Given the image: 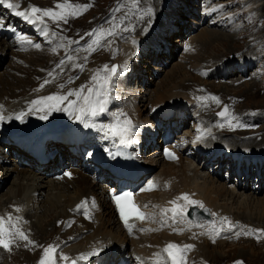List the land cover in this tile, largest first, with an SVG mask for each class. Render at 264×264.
Segmentation results:
<instances>
[{"label":"rangeland","instance_id":"374dc122","mask_svg":"<svg viewBox=\"0 0 264 264\" xmlns=\"http://www.w3.org/2000/svg\"><path fill=\"white\" fill-rule=\"evenodd\" d=\"M1 4L2 3H0V18L12 21L16 19L15 21L8 23V25L14 26L10 29L17 28L18 30L16 31H19V29L22 28L20 30L24 29V31L27 32L36 28L32 26L31 23L26 22L22 17L14 16L13 12L8 11L3 4ZM78 4H86L89 5V7L83 9L86 11V15L83 16L81 22L78 21L76 25L72 24L73 22L68 23L67 29L64 30L65 33L60 34V37H62V34L66 35L67 33L69 35L68 37L78 40H76L78 43L70 44V49L67 52L68 55H71L75 59L74 61L67 60L64 64L63 70L65 68H71L73 63L79 59L80 53L87 58L94 57L96 64L102 68L104 65H108L109 68L112 65L121 66L120 74L116 77L118 79L114 82V90L112 93H115V95L111 94L112 98L119 97V99L112 101V108L111 104L107 105L108 111L110 112L108 113L109 115L104 112L98 117H94L89 120L88 123L90 126L95 124L94 120H99V122H102L103 124H105V121L108 124L111 122V119H109L110 117H115L120 114L122 115L121 118H123L124 110H121V108L126 106L125 102L128 104L129 100L125 99L128 97L131 100V103L134 104V108H130L131 114H134L135 121L142 126L141 131L144 139L138 140V145L139 143L145 145L146 141L150 139L149 137H152V135H155L158 131L161 132V130L153 126V118H155L157 112H159V109L161 108L154 109L153 107L159 106L165 102L166 108L170 109V112H175V105L173 104H178L179 102L182 104L189 103V105H193L196 111L198 109L204 111V115L201 116L198 115V113L196 114V111H190V109L186 106V109L184 108V110L186 111L185 114L187 116L185 115L184 120H180L176 124V127L183 124L181 130V143L187 146L190 144V141L189 143L187 142V138H189L190 135H196L198 129L197 125L199 123L203 125L202 128L204 129L200 130H210V133H219L221 125L225 126V124L228 123V119L231 118L232 113H235L237 119L242 121L246 126L242 127L239 132H226L227 135H225V137L233 138L237 136L240 138L238 140H248L247 136L252 135L254 132H264V129H262L264 128V0H142L138 9L135 11H133L134 5L131 3V0H80L78 1ZM117 7L120 8L119 11H115ZM4 8L6 9L5 11L3 10ZM148 8L152 9L151 14H146ZM212 9H216V11H211ZM125 14H127L128 18L124 20L122 27H126L128 30L123 31L120 36L116 37L119 38V43H116V46H114L115 43L112 44L104 41L101 46H93L96 47L95 51L90 52L87 50V44L91 42V38L86 36V33H89L92 29L99 27H103L105 29L112 27L114 17L115 23L120 24V18L125 16ZM139 16H143V19H138ZM47 18L48 17H44L43 20ZM87 18L88 20H86ZM217 18L218 22L216 23ZM91 19H95V21H92ZM93 23H95V25H93ZM88 24L90 26H88ZM13 31L11 32V30L5 29L3 33L6 37L0 36V44L3 46L11 44L9 47H3L4 49H1L4 51L0 50L1 82L4 81L5 78H12L16 74L14 71H16L18 65L26 64L28 62L27 57L20 54L23 52L18 51L16 43L10 41L12 38L7 37L8 33L6 32L15 34ZM24 36L26 38L33 37V41L37 39V37H35V35L33 36V34L32 36H28L26 34ZM81 37H83V39H81ZM65 55L62 56L61 59H65ZM125 62L127 63L126 69L122 66ZM244 62H246V64H243ZM226 64L227 68L225 69L223 67L226 66ZM206 66H212L213 68L210 70V73H205L204 75L200 72V70ZM53 69L57 70L56 64ZM75 74L76 71H73L70 76H74ZM104 75L105 71L102 75H99V77H103ZM209 82L213 84L211 85ZM91 85L94 86V83ZM191 86H195L196 95L192 96L194 98L187 96V93H191ZM184 88H189V92L181 90ZM213 90L218 92L220 96H215ZM186 97H189L190 99L186 100ZM201 97L205 99H200ZM212 97H216L219 102L217 103L216 100L212 99ZM174 99H177V101ZM124 100L125 102H123ZM197 103L200 104L197 106ZM224 103L230 106V111L226 113L227 119L222 117L220 118L215 114V112ZM188 111L190 112L188 113ZM14 117L15 116L6 117V119H4L7 123V128L12 127L13 121L14 123L16 122V118ZM60 118L61 119H57L59 122L72 121V118L67 115H62ZM99 118L104 119V121ZM205 119H207L208 124L204 123L203 120ZM195 121L196 123L193 125ZM67 126L68 125H64V128ZM79 126L80 130H85L87 128L81 122L79 123ZM64 128L51 130L50 134L44 137L45 148L46 145H51L49 149L56 144L60 145H58L59 148H56L57 146L52 148V155L46 153L47 156L44 157L49 159L48 163L38 160L37 165L40 168L50 165L46 177L52 179H54L53 175L56 174V170L53 171V169L61 166L64 168L62 172L64 174L65 171H71L76 174L82 173L83 176H86L83 179H88V181H86L87 183L91 182V185H94L97 191H101L96 197L100 205V209L96 211V215L102 216L103 214L102 220L108 221V216L106 215L107 204L105 203V205H103L101 200L103 197L104 199L107 197V189H109L110 184H106V180L101 176V174L96 175L95 169L89 173L82 168L83 166L88 167L91 164V161H83L81 156L76 154L75 147H71L73 141L66 142V140L70 138L65 137L64 135L67 133L66 131L70 129V126L66 129ZM175 129L176 128L173 126L171 132L175 131ZM39 130L41 129H33L28 132L32 131L37 133ZM5 131H7L6 134L22 133L19 130L14 132L7 129L3 132ZM222 134L224 133L222 132ZM98 135V133H94L92 136L96 139ZM244 136L245 138H242ZM110 137L111 136H108V138ZM158 137L159 135H157L154 140H151L153 139L151 138L148 141L149 146L144 152V159H142L145 166L149 165L148 168H150V166L153 167V175L148 176L147 181L150 178L154 179L160 170L162 171L165 167H167V164L162 159L158 149L152 150L154 142L156 143V140H158V142L160 141V138ZM4 138L6 139V142L4 140L1 141L0 139V148L3 149H0V151H2L5 156L4 161H2L0 157V205H2L1 207H4L0 210V214H2L5 219L6 228L11 230L14 224L15 227L24 232L26 229V226L24 225L25 223L28 224L31 222V219H34L35 221L36 219H41L40 221L50 219L51 221L52 217L55 216L54 218H56L58 213L63 211L70 200L67 201V199L63 198L64 193L61 192V195H59L60 199L55 203L54 208H46V210L44 204L46 202V197L49 194L48 188H44L40 191L38 197L36 193L35 198H33V194L31 193L32 191H28L26 197H32L35 201L34 202L30 199V207L32 206V203H37L39 206L38 210L36 209L37 211H35V208H31L30 214H27L28 216L26 215V217L31 218H29L30 220L28 218L25 220L22 215V213L26 211V207L23 204L24 202H19L18 200L10 198L14 194L13 191L17 188L16 186H18V181L20 176H22L19 172L24 170V163L27 160L24 157H21V155L16 154V152L13 153V147H16V145H13L7 140V135ZM221 141H210L208 144L213 145V147L218 145H222L221 147H224L225 142L223 141V143H220ZM253 144L254 143L252 142L249 145L256 148V145ZM103 145L104 144H102L101 147H103ZM244 147L245 146L239 149L247 151ZM262 147L264 149V144L256 149H260ZM70 148L73 149L70 150ZM181 148H183V146ZM56 151L59 154L58 157L57 154L55 155ZM154 155H156V158L158 155L156 163L157 167H154L155 163H150V158ZM242 155L245 154L243 153ZM97 157L100 156H95V159H97ZM182 157L183 166L187 163L190 164V167L193 166V163L198 165L199 163L201 164L200 160L198 162L192 158H188V161L184 162L186 157ZM258 157L260 156L258 155ZM200 158L203 159L204 156H200ZM97 160L99 161V158ZM223 160V163H217L216 159L215 161L212 160L211 162L206 163V166L204 167L205 174L207 173L220 183L226 182V178L228 180H231L232 178L235 185L240 183L242 186H246L249 192L252 190H258L255 196L258 198L264 197V176L261 178L260 176H256L257 173H255V171H250L246 172L245 175L240 173L239 176L237 175L235 177V180L233 177L235 176V172L230 169L229 171L231 174L228 176L224 169L226 168L227 161L231 160L230 156L229 159L226 157V159L223 158ZM230 162L232 163V161ZM230 162L228 161L227 166ZM162 166L164 167L162 168ZM183 166L182 168L186 169ZM230 167L232 168V164ZM251 169L252 168L248 170ZM259 169L261 173L264 174V164L260 165ZM61 171L58 173H61ZM224 171L226 175H223ZM63 179L64 176L61 179L54 180L62 182ZM202 180L203 179L198 178L197 181ZM28 181L29 180L24 179L23 184L26 182L28 183ZM87 183V190H89L88 188H90L91 185ZM66 184L67 181H64V184H58V187L60 188V186H64ZM254 184L256 185L254 186ZM58 187L57 189L55 188L52 190L53 192H51V195L49 196V198L52 197V201H56L54 197L59 194ZM8 190H10V194L6 195ZM73 190L70 189L69 185V188L66 189V194L68 193L69 195H72ZM66 194H64V197ZM220 198L222 199L219 200V203H226L228 207L231 206L230 211L233 212V217L228 216L227 218L232 224L236 225V228H234L231 232H224L227 235L225 239H228L226 241L224 240L226 245L222 243L220 247H208V250L211 251L212 254L216 253L219 255L220 260L218 261L220 262L215 263L211 257L208 259L211 263H206L204 262V259L202 260L199 253L202 249L204 241H200L202 244H198V241L203 239V236H198V234L203 232L206 233L205 230L209 229V227L205 226L203 228L204 230L199 232L201 229L197 226L195 229L194 227H189V225L186 224L189 223V219L187 217L175 218V226L181 233L179 235L180 239L178 246L179 243H184L183 245H193L189 252H184V255H190L195 252L197 254L196 256H198L197 258L203 261L204 264H236L237 261L241 262V264H264V231H253V234L240 235L237 239L233 234L234 232L236 233L237 231H241V229L244 231H247L248 229L264 230V209L254 208L253 206L244 207V204L237 205L234 202L231 204V200H227L225 197L223 198V196ZM144 199H146V197H143V200ZM94 204L98 205L96 203ZM102 205L103 207H101ZM151 208L152 207H149V211L150 214H152V218L150 216V221H145L149 226H151V223L157 220L160 216L157 213L158 211L156 208ZM16 209H19V211H16ZM9 214H11V217L13 218L12 223H8ZM37 214L38 216L35 217L34 215ZM211 214L212 213L210 212V215ZM238 214H241V216L243 214L244 217L247 215L246 218L249 219L256 218L259 221L262 220L263 225L259 224L260 226H257L251 222V219L241 221L237 217ZM17 217H19L18 220L16 219ZM75 225L76 234H82V232L85 231L80 230L82 229L81 224L76 223ZM205 225L209 224L205 223ZM216 226L220 227V219H216ZM235 229L237 231H235ZM213 235H215V233H213ZM249 236L253 237V239H250ZM211 240L214 242L217 238H214V240L212 238ZM251 242H253L255 246L254 244L251 246ZM40 246L41 243H38V248L32 257L38 255L40 256L42 254V250L39 254H37ZM0 250L5 253L7 252V250L3 249L2 246H0ZM88 251L89 253L93 252H91V249ZM13 253V251L8 253V255L4 257L1 262L5 263L7 261L6 258L10 257L11 261H8V264H14L13 257H15V253L12 256ZM61 254L66 255L63 250L61 251ZM80 256L81 254L79 253L75 255V258L67 256V261L62 260L63 263L59 262L58 264H71L72 260H75L78 264H80V262L83 261L80 259ZM25 258L26 255L23 259ZM28 260L25 259V261H21L20 259V261H17L15 264H26L25 262H28Z\"/></svg>","mask_w":264,"mask_h":264},{"label":"bare ground","instance_id":"6f19581e","mask_svg":"<svg viewBox=\"0 0 264 264\" xmlns=\"http://www.w3.org/2000/svg\"><path fill=\"white\" fill-rule=\"evenodd\" d=\"M78 1L80 0H67V3L71 6H75L78 4ZM9 2L19 4L20 7L16 10H21V11L28 9L30 6H36L41 9L53 8L55 11H59V9L56 8V5L58 3H65V0H13V1L9 0ZM3 6L8 11L13 12L12 9H8L4 4ZM71 10H72L71 8L67 9V11L69 12ZM85 12L86 11L84 10L81 11L80 15L78 16L67 15L66 17L67 22H65L64 20L53 21L52 19L47 18L44 20L43 24H41L40 22H37L36 24H32V26L36 28H33L30 31L25 32V34L28 36L29 35L32 36V34L33 36L35 35V37H37L35 41H33V37H27V39H30L35 43H39L41 45L39 48H36L27 43H22L20 40L18 41V43H16V47L18 46L17 47L18 51L23 52L20 54H22L24 57H27L28 62L26 64L18 65V68L16 69V71H14L16 72V74L12 78H9V79L5 78L4 81L2 82L0 81L1 82L0 83V106H2L0 107V115H3L4 119H6V117H13V116L16 117V115L20 113L21 111L28 113L30 102L34 99L39 98L40 96H49L53 94L63 95L67 92V90L78 89L80 88L81 85H85L84 92L86 93L87 88L92 87L93 85L91 84L94 83L91 80V77L93 75L99 76L104 73V68L96 64L94 57L87 58V60H85V56L82 53H80L79 59L76 60L74 63L82 64L83 70H81L80 68H75L73 67V65L71 66V68H65L63 71H61L59 68H57V70L53 69L54 65L55 64L57 65L60 62L62 56H64L69 51L70 44H72L70 42L77 40L75 38L68 37L69 35L67 33L66 35L62 34L61 35L62 37H60V34L65 33L64 30L67 29L68 23L73 22L72 24L76 25L78 21L81 22L83 19V16L86 15ZM14 16L16 15L14 14ZM0 19H3L4 22L7 24L16 20V19L13 21L6 20L5 18H0ZM86 20H88V18ZM91 20L95 21V19L94 20L91 19ZM217 22H218V18H217L216 23ZM45 25L49 33L47 36L41 34ZM93 25H95V23H93ZM88 26L90 25L88 24ZM4 28L10 30L9 26L4 27ZM53 32L56 33L55 36L51 35V33ZM109 39L112 41L111 42L112 44L115 43L114 46H116V43L117 44L119 43V38L110 37ZM60 44H63L64 47H59L58 45ZM0 45H1L0 46V50H1V49H4L3 47H9L11 44H8V45L5 44L6 46H3L2 44ZM53 47L56 48L55 52L52 51ZM1 51H4V50H1ZM227 64L223 68L226 69ZM243 64H246V62H244ZM212 68H213L212 66L211 67L206 66L202 68L200 72H202L205 75V73L206 74L210 73V70ZM73 71H76V74L74 76H70V74ZM49 72H53L55 79L52 76L48 75ZM70 77L72 78V80L69 83L68 81ZM45 79L51 80L52 82L45 85L44 88L39 89L40 84L43 83ZM61 83L64 84V88L58 87V85ZM209 84L212 85L213 83L209 82ZM191 88H192V90L190 89L191 93L190 94L187 93V96L192 97L196 95L195 86H191ZM37 89H39V91H37ZM188 89L184 88L181 90L183 91L185 90L186 92H189ZM214 94L215 96L216 95L220 96L218 92L214 91ZM69 99L75 100L76 97L72 96V97H69ZM125 99H128L129 101H128V104L127 102H125V100L123 101L125 102V105H126L125 107H122V109L124 110L123 116L130 120L134 119V114H131V111H130V108L133 107L134 104L131 103V100L128 97ZM189 99H190L189 97H186V100H189ZM174 100L177 101V99H174ZM168 102H173V101H168ZM44 103L48 104V103H54V102L48 101ZM165 103L159 106H155L153 108L162 109L164 106H166ZM108 104L110 105V102ZM173 105H175L174 106L175 112L173 111L170 112L169 111L170 109L168 108H166L167 109L166 111L167 113H173L174 115L173 124L174 126H176V124L181 120L182 114L184 113V108L186 106L188 108L194 107V106L189 105V103L182 104L181 102H179L178 104L174 103ZM62 106H66V102H63ZM106 113H108V108H107ZM196 113H198L201 116L204 115V111L201 109H198ZM40 115L41 113L39 112L35 114H27L23 118V122L15 119L16 122L14 123L13 121L12 127L7 128L9 131L12 130L16 132L19 130L22 133L6 134L7 131H5V136L7 135V140L10 141L13 145H16V147H13L14 152H16V154L18 155H21V157H24L27 160L24 163V166H25L24 170L19 172L22 174V176H20L21 181L19 179L18 186H16L17 188L13 191L14 194L12 195L10 199L18 200L19 202L20 201L24 202L23 204L26 207V211L22 213V215L24 216L26 220V218L28 219L31 218V217H26L27 214H30L31 208H35V211L38 210L39 205H37V203H32V206L30 207V204H31L30 199L34 201L33 198H35L36 193L38 197V195L40 194V191H42L44 188H48L49 194L46 197V202L44 205H45V209L46 208L53 209L55 206V203L58 202L60 199L59 195H61L60 194L61 192L66 194V189L69 188V185H70V189L72 190L74 189V190H73L72 195H69L67 193L64 197V194H63V198L67 199V201L70 200V202L63 209L62 212L58 213L56 218H54L55 216L52 217L51 221L50 219L49 220L46 219L42 221H40L41 219L39 220L36 219V221L34 219L33 220L31 219V222L27 221L29 222L28 224L24 222L25 223L24 225L26 226L24 233L25 235H27L28 239L31 241H34V243L29 244L27 241L20 239L18 236H15V235L11 236L10 238L12 239L13 242L10 245V250H7L6 253L0 250V264H8L9 263L8 261H11V258L7 257L6 258L7 261L5 263L1 262L3 258L6 257L8 253L12 251L15 253V257H13L14 264L17 261H20V259L21 261H25V259L28 260V258L29 260L28 262H25L26 264H39V261L43 255V252L40 256L38 255V256L32 257L38 248V243H41V246L37 254H39L41 250L43 251V249L47 247L49 244L59 245L58 252L55 254L56 255L55 260L57 261V264L59 262H62V259H60V256L62 255L61 254L62 250L65 252L66 256L75 258V255H77L78 253L87 255L89 253L88 250L90 249H91V252L98 249L99 253L94 256H88V258L85 259V261L84 260L81 261L80 264L82 263L83 264H97V261H99L98 263L101 262L103 264H111V263L112 264L114 263L129 264V260L131 259V257L136 258L132 260L134 261V264H156L158 257L155 254L157 253L162 254V264H163V262L167 258V254L163 253V249L169 243H174L178 245V242L180 239L179 235L181 233L178 230V228L175 226V223L173 222L172 212L169 211L167 213L162 214L161 210L172 208L173 205L170 203V201L176 200V198L180 197L181 194L186 193L190 196L191 199L200 201L202 202L204 206L209 207L210 212L216 214L215 216H213V219L215 218L217 220L220 219L221 217H228V216L233 217V212L230 211L231 206L228 207L226 203L225 204L219 203V200L222 199L220 198L221 196H223V198L225 197L227 200L228 199L231 200V204L234 202L237 205L244 204V207L253 206L254 208L264 209V197L258 198L257 196H255L258 190H252L249 192L246 186H242V184L240 183L238 185H235L232 181V178L231 180H228L226 178V182L220 183L217 180L213 179L212 176L208 175L207 173L205 174L204 167L206 166L205 164L207 163V160L209 159V157L206 158V156H204V158L201 159L198 155H196L194 157V160L198 162L200 160L201 164L199 163L198 165V164L193 163V166L190 167V164L187 163L186 165L183 166V159H182L183 158L182 150L184 148L183 147L180 149H175L176 155L178 156L177 161L175 160H172L171 162L165 161L167 164V167H165L162 171L160 170L158 175L154 179H151V178L148 179V181H153L154 186L156 185V189L153 190V192H149V190H145V191H139V193H137L136 198L139 204L141 205V208L144 209V207H146V209L144 210H146L148 214H150L149 207H152L151 209L156 208V210L160 213L161 217L163 215L164 221L162 222L161 217H160L157 220H155L153 223H151L150 227L149 226L146 227L147 222H145L142 225L141 223H143V220L141 222L139 221L134 222L133 224H131L132 231L129 232L128 228L123 225V221L120 219V215L117 213L111 201L108 199V195L105 199L103 197V199L101 200L103 205H105V203L107 204L106 215L108 216V221L102 220L103 214L102 216L96 215V211L100 209L99 208L100 205L96 197L97 195H99L101 191H97L96 187L94 185H91V182L90 183L88 182L89 185H91V187L88 188L89 190H87L86 181H88V179L87 180L83 179L86 176H83L82 173L76 174L71 171H65V173L68 172L70 173V175L66 176L64 174V179L62 182H60L59 180L55 181L52 178L46 177L47 172L49 171L50 165L44 168H40L37 165L38 160L40 158L42 160L44 156H47V154L52 155V148L54 146H57L56 148H59L58 145L60 144H56L50 149L49 147L51 145L49 146L46 145V148H45L44 137L49 135L51 130H57L60 128H64V125H68L70 126V129L72 130L70 129H68L69 131L65 130L67 133H65L64 136L70 138L67 140L65 139L66 142L78 140L81 135L78 129L80 122L76 121L72 116L69 115L68 112H65V111H52L48 115V119L46 120H41ZM62 115L69 116L70 118H72V121L59 122L57 119H61L60 117ZM183 116H185V114ZM116 117H121V115H117ZM116 117H113V120ZM233 117L237 118L235 113H232L231 118L228 119V123L225 124V126H221V130L219 132L220 134L217 132L210 133V130L203 131L204 130L202 128L203 125L199 123L197 125V128H198L197 133L195 136L189 137L190 141L193 143L192 145L194 147H198L199 145H202V147L206 150L205 152L210 157L216 156L213 159V161H215L216 159L217 163H223L224 161L223 158H225L226 153H231L229 156L231 159L230 161H232V163H230L229 165L231 166L232 164V168L229 167V170L231 169V171H234L235 176L239 175L240 173H242V175H245L246 172L255 171V173H257L256 176H260L262 178L264 174L261 173L259 166L264 164V158H263L264 149L263 147L260 149H256V148L264 144V132L262 133L254 132L252 135L247 136L248 140L242 139V138H245V136L241 138L242 140H238L240 138L237 136H236L237 138L236 137L227 138L225 137V135H227L226 132H231V131L239 132V130L242 128V127L230 126V123H229L230 120H231V123L233 124L236 122L235 119H232ZM4 119L0 121L4 122ZM109 119H111V117ZM203 121L205 124H208L207 119ZM94 122L95 124L85 129L84 132L88 136L90 134L93 135L94 133H98L99 135H102V139L105 138L103 147L107 149V154L105 155V157L103 156L97 157V159L99 158V162H102V165L104 163V166L107 167V165L111 163L110 159L112 156L109 155V151L112 146H115L117 144L118 146L115 148V153L119 152L120 153L119 156H124L128 154L132 155L129 149L126 148L128 147L129 143L122 144L120 142V138L118 137L111 136L110 138H108V136H104L105 131L101 130V126L105 124H103L102 122H99V120H96ZM33 129H41V130H39L40 132L37 131V133H34L32 131H31L32 133L28 132ZM200 129H203V130H200ZM222 132L224 134H222ZM198 135H202L203 139L197 140L196 138ZM134 136H135L134 133H131L129 137V139L133 143L132 144L133 149L137 148L138 146V143H137L138 140L134 141L135 139ZM221 140L225 142L224 147H221L222 145H218L214 147L213 145H211V148H208L203 145L205 144L206 146H209L210 144H208V142L210 141L219 142ZM187 142L189 143V140ZM252 142L254 143L253 145H256V148L252 147L253 148L252 151H245V150L239 149V148H242L243 146L251 147V145L249 144ZM243 153L245 155H242ZM258 155L260 157H258ZM133 156L135 159L136 158L135 155ZM155 156L156 155L150 158V163H155L154 167H157L156 163H157L158 155H157V158ZM242 156H247V157H242ZM0 157L2 161L5 160V156L3 155L2 151H0ZM184 160H185L184 162H187L188 156ZM209 161L211 162L212 158H210ZM181 165L185 167L186 169L182 168ZM163 167L164 166H162V168ZM55 168H56L55 173H58L61 170H62L61 171L62 173L64 169L62 166L55 167ZM250 168L252 169L248 170ZM146 169L149 170L150 168L146 167ZM68 178H71L70 181ZM198 178L203 179V180L197 181ZM24 179L29 180L28 183L26 182L25 184H23ZM64 181H67V184L64 186H60L59 188L58 186L61 184H64ZM148 181L145 186L140 188V190L147 188ZM255 185L256 184H254V186ZM57 187L59 188L58 190L59 194L58 196L55 195L54 197L56 201L55 200L52 201L51 199L52 197L49 198V196L51 195V192H53L52 190H54L55 188L57 189ZM28 191L30 192L32 191L31 193L33 194V198L32 197L30 198L29 196L26 197V194H28ZM7 194L8 195L10 194V190L6 192V195ZM41 195H42V192H41ZM143 197H146V199L143 200ZM82 201L85 202L84 207L77 209L76 206L78 204H81ZM144 201L146 205L142 207ZM94 203L98 205H95ZM184 204H186L184 200L182 199L177 200V205H184ZM103 205L101 207H103ZM1 206L2 205H0V210L4 208ZM85 213H87V215ZM38 214L34 216L37 217ZM246 216L244 217L243 214L242 216L241 214L237 215L238 219L241 221L251 219V222L255 225L257 226H260L259 224L263 225L262 220L259 221L256 218L249 219V218H246ZM0 217H3V215L0 214ZM176 217L184 218L187 216L185 213L184 216L177 215ZM76 223L77 224L79 223L82 225V229L80 230L82 231L85 230L82 232V234L80 233L76 234L77 233L76 225H75ZM205 223L206 222L204 223L202 222L199 224V225H203V227L197 225V227L201 229L199 232H202L204 230L203 228L206 226ZM143 227L145 228L142 229ZM235 231L237 230L235 229ZM205 232L206 233L203 232V233L198 234V236H203V239L199 240L198 244H202L200 243V241H204V244L202 246V249L199 255L202 258V260L204 259V262L206 263H211L208 260L210 257L213 258V261L215 263L220 262L218 261L220 260L219 255H217L216 253L212 254V252L208 250V247L209 246L220 247L222 243L226 245L224 240L225 241L228 240V239H225L227 235L224 232H222L220 235L215 236L213 235V233L209 232V229H206ZM249 237L250 239H253V237L251 236ZM212 238L213 240L214 238H217V240H215L216 242L215 241L213 242L211 240ZM236 239H237V236H236ZM243 240H246V239H243ZM253 244L254 243L251 242V246ZM21 247L28 251L23 250ZM14 253L12 254V256L14 255ZM25 255H26V258L23 259ZM196 255L197 254L195 252L191 253L190 255H184L185 264H204V262L199 260L197 258L198 256ZM167 264H170V261H168Z\"/></svg>","mask_w":264,"mask_h":264},{"label":"snow or ice","instance_id":"6c2138e0","mask_svg":"<svg viewBox=\"0 0 264 264\" xmlns=\"http://www.w3.org/2000/svg\"><path fill=\"white\" fill-rule=\"evenodd\" d=\"M142 2V0H131V3L134 5L133 11L138 9L139 4ZM0 3H3L8 9H12L14 14L16 16L22 17L26 22L31 24H36L37 22H40L41 24L44 23L43 18L48 17L52 19L53 21H60L64 20L67 22L66 17L67 15L72 16H78L80 15L81 10L86 9L89 7V5H80L77 4L75 6H71L67 3V0H65V3H58L56 5V8L59 9V11H55L53 8H39L36 6H30L26 10H16L20 6L19 4L9 2V0H0ZM223 7V6H219ZM71 8L72 10L69 12L67 9ZM120 8L117 7L115 11H119ZM211 11H216V9H212ZM152 9L148 8L146 14H151ZM127 14L125 16L120 18V24L115 23V17L113 18L112 27L105 29L103 27H99L96 29H92L89 33H86L85 35L91 38V42L87 44V50L88 51H95V46H101L102 42L107 41L108 43H111L112 41L109 39L110 37H117L120 36L123 31H127L128 29L126 27H122L124 20H126ZM138 19H143V16H139ZM5 22L3 19H0V28L5 27ZM42 35L47 36L48 30L45 25L44 29L42 30ZM52 36H55L56 33H51ZM19 39L22 43L30 44L36 48H39L41 45L39 43H34L32 40L27 39L24 35H20ZM83 39V37H81ZM72 44L78 43L77 41L70 42ZM59 47H64L63 44L58 45ZM187 47V46H186ZM52 51L55 52L56 48L53 47ZM74 57L71 55H68L66 53L65 59H61L60 62L56 65L57 68H59L61 71H63V66L66 62V60L74 61ZM85 60H87V57H85ZM73 67L80 68L83 70L82 64L73 63ZM105 75L103 77H99L98 75H93L91 77V80L94 82V86L88 87L87 92H84L85 85H81L78 89H69L67 92L63 95L59 94H53L49 96H40L37 99H34L29 104V110L28 113H25L21 111L16 115V119L23 122V118L27 114H35L37 112L41 113L40 119L46 120L48 119V115L52 111H65L68 112L70 116H72L76 121H79L84 124L85 127H89L88 121L91 120L94 117H98L100 114L107 111V104L109 103L111 99V94L114 90V82L116 80V77L120 74V68L121 66L118 65H112L110 68L108 65L103 66ZM123 68H127V63L123 65ZM49 76H52L54 79L53 72L48 73ZM72 78H69V83L71 82ZM51 80L45 79L43 83L40 84L39 89H42L45 87V85L51 83ZM60 88H64V84L61 83L58 85ZM37 89V91H39ZM75 96L76 99H69V97ZM200 99H205L201 97ZM213 100H216L218 103V99L216 97H212ZM52 101L54 103H48L45 104L44 102ZM63 102H66V106H62ZM2 107V106H0ZM227 109L224 111L218 113L222 118L227 119L226 116ZM4 119L3 115H0V120ZM232 119H235V123H231V120L229 121L230 126L232 127H245L243 123H241L237 118L233 117ZM223 126V125H221ZM101 130L105 131L106 136H112V137H118L120 138V142L122 144L125 143H131V140L129 139L130 134L134 131V126L132 124V121L126 117H116L114 120L108 124L102 125ZM197 140L203 139L202 135H198ZM166 156L169 158H174V153L169 152L167 149L165 150ZM91 155V154H90ZM110 156H117L120 155L119 152L112 153L109 151ZM66 176H69L70 173H65ZM154 187L153 181H148V185L146 189H141V191L145 190H151ZM133 193L131 192H124L122 194H114L113 200L116 203L117 210L120 213L121 219L124 222L125 226L128 228L129 232L132 231V226L129 223V220L131 218H137V219H144L147 216H151L152 214H145L141 212L137 205L132 200ZM184 200L186 204L184 205H177V200ZM85 202H81V204H78L76 206L77 209H80L84 207ZM170 203L173 205L170 209H162L161 212L167 213L172 212L173 214V222H175V217L177 215L184 216L187 212L188 207L192 205H197L201 209H204V205L202 202L193 200L190 198L188 194H181L180 197H177L176 200L170 201ZM125 204L127 205V210L125 207ZM16 211H19V209H16ZM206 211V209H205ZM87 215V213H85ZM212 216H215V213L211 214ZM17 220L19 217L16 218ZM13 218L11 217V214H9L8 217V223H12ZM162 222L164 221V217L162 215L161 217ZM5 219L3 217H0V246H2L6 250H10V245L12 244L11 236L15 235L18 236L20 239H23L27 241L29 244L34 243V241H31L28 239L27 235H25L24 232H22L19 228L15 227L13 224V228L10 230L5 227ZM209 232L215 233V235H220L222 232H231L234 228H236L235 224H232L227 217H221L220 218V227L216 226V221H209ZM203 227V225H198ZM253 231H264V230H253L248 229L247 231H244L241 229V231L236 232L235 235L239 237L240 235H251L253 234ZM193 245H184L182 248L174 243H169L165 246L163 249V253L167 254L166 260L163 262V264H167L168 261H170V264H185V257L184 252L188 249H191ZM59 245L49 244L47 247L43 249V255L39 261V264H57V261L55 260V254L58 252ZM99 253V250H94L92 253H89L87 255L81 254L80 259L84 260L87 259L88 256H94ZM158 259L156 261V264H162V254L157 253L155 254ZM60 259L67 261L68 257L66 255H61ZM71 264H78L77 261L73 260L71 261ZM236 264H241V262L237 261Z\"/></svg>","mask_w":264,"mask_h":264}]
</instances>
